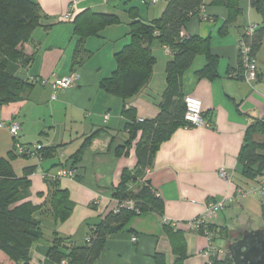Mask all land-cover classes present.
<instances>
[{
	"label": "crops",
	"instance_id": "crops-1",
	"mask_svg": "<svg viewBox=\"0 0 264 264\" xmlns=\"http://www.w3.org/2000/svg\"><path fill=\"white\" fill-rule=\"evenodd\" d=\"M35 1L40 5L44 19L34 31L32 40L22 46L25 55L33 60L18 74L24 80L36 82L24 100L0 109V122L19 127V140H9L7 154L16 141L24 145L58 147L56 156L40 162L29 177L32 184L26 200L40 205L39 194L47 192L41 169L56 172L61 167L57 165L66 162L88 136L101 130L90 141L76 166L75 179L60 182L74 204L69 218L63 222L42 218L46 242L33 246L32 263L55 264L47 258L46 244L53 240V234L70 238L77 245L84 244L91 229L116 208L117 201L112 194L123 170H133L137 164L136 141L128 155L118 156L115 152L128 140L125 130L128 120L122 115L124 100L102 90L100 83L114 72L115 54L130 41L129 25L133 16L142 22L155 20L161 16L166 2ZM213 1L205 0L200 15L193 16L183 31L186 36L210 37L211 52L217 58L219 76L213 80L196 75L206 64L204 56H198L182 75L185 96L202 101L203 115L210 127L178 128L160 145L148 168L146 180L165 202L164 218L155 212L134 217L122 232L108 238L105 249L94 264H157V259L163 260L164 264H174L179 253L174 252L164 220L176 223L182 232V243L176 239V246L187 254L184 264H206L208 239L189 223L203 216L211 202L233 199L226 205L235 203L239 198L238 190L244 189L243 184H248L238 157L248 127L255 120L264 121V82L262 76L251 83L236 76L239 73V43L249 26H258L252 18L256 10L250 0H241L242 15L228 25V32L223 35L220 29L228 20L229 12L225 6L215 5ZM160 2L164 3L162 7H159ZM131 9L134 10L130 14ZM71 10L74 11V19L85 11L111 14L120 19L119 24L106 27L99 36H91L85 41L88 53L78 66L73 65L77 41L74 20H64ZM157 43L152 46L157 59L152 79L137 95L125 100L128 107L135 108L139 119L151 120L159 114L158 104L166 89L165 66L172 53L169 47ZM71 75H75L74 85L56 94L51 84L42 82ZM106 115H109L108 119ZM3 129L9 132L7 127ZM20 158H15L13 164ZM22 159L25 164L16 170L19 175L25 167L39 163L35 157ZM222 169L227 171L228 178L220 177ZM218 219L220 215L207 222L221 225ZM133 237L137 238L136 242L132 241Z\"/></svg>",
	"mask_w": 264,
	"mask_h": 264
},
{
	"label": "trees",
	"instance_id": "trees-1",
	"mask_svg": "<svg viewBox=\"0 0 264 264\" xmlns=\"http://www.w3.org/2000/svg\"><path fill=\"white\" fill-rule=\"evenodd\" d=\"M160 1V0H159ZM251 6L261 17V24L250 34H242V39L251 48V55L258 65L259 53L264 47V0H250ZM166 6L161 16L150 22L136 20L130 23L129 43L116 53V68L110 77L101 81L100 87L108 94L124 100L122 115L127 118L125 130L128 140L125 146L116 149L118 156L128 155L135 143L137 164L133 170L124 169L117 187L113 189V198L120 203L131 201L133 207L122 206L117 211L109 212L106 217L90 231V240L77 245L70 238L53 234V240L47 242V258L55 264L66 261L67 264H94L101 256L110 236L124 230L136 216L146 212H155L164 218L165 202L145 178V171L150 168L155 153L160 145L167 141L178 128L193 127L185 121L186 105L182 75L188 71L198 56H204L205 66L196 72L199 78L213 80L217 78V58L211 52L210 37L184 35V27L193 16L200 15L205 0H165ZM241 0H214L213 4L225 6L229 18L220 29L225 35L228 25L242 15ZM134 9L129 10L131 14ZM44 15L35 0H0V109L11 103L24 100L33 83L19 76L21 68L31 64L33 58L25 55L22 46L32 40L34 31L42 24ZM74 35L77 37L73 55V65L78 66L85 60L88 51L85 41L91 36H99L109 26L119 24L120 19L111 14H98L85 11L74 19ZM158 42L167 46L172 58L166 63V89L158 104L159 114L151 120L140 121L134 107H128L125 100L137 95L152 79L157 59L152 46ZM238 77L244 80L243 60L239 53ZM258 76H261L258 74ZM205 118V116L203 115ZM206 119V118H205ZM101 130L88 136L81 147L69 159L57 166L76 167L90 141ZM257 136V137H255ZM259 137V138H258ZM14 138V137H13ZM39 154L42 159L50 160L56 156L58 147L42 145ZM32 158L17 152L16 144L7 156H0V258L8 264H33L32 248L43 243L44 232L42 218L54 222H63L69 218L74 204L69 199L66 189L59 181L48 180V199L44 205H35L26 199L30 195L31 180L38 164L25 167L19 175L14 167L15 158ZM238 162L242 175L251 182L264 178V121L255 120L248 127L244 144L240 150ZM48 169L45 171H50ZM55 173V172H54ZM244 190V189H243ZM39 196H43L40 193ZM48 205V207H47ZM45 207V210L43 209ZM261 215L264 218V204ZM164 226L172 239L174 252L179 253L174 264H184L187 254L179 251L176 239L182 243V232L170 222ZM198 233L211 235V245L219 238H228V226L205 222ZM215 232H217L216 236ZM180 237V238H179ZM211 250L206 264H232L229 254L219 257ZM157 264H164L157 259Z\"/></svg>",
	"mask_w": 264,
	"mask_h": 264
},
{
	"label": "built area",
	"instance_id": "built-area-1",
	"mask_svg": "<svg viewBox=\"0 0 264 264\" xmlns=\"http://www.w3.org/2000/svg\"><path fill=\"white\" fill-rule=\"evenodd\" d=\"M79 0H74V3H76ZM159 2V0H152V3L155 4ZM75 17L74 11H69L65 16L64 20L67 21H73ZM255 27L249 28L250 34L253 32ZM239 53L243 60V66H244V80L251 83L254 82L257 79V71H258V65L253 59L251 55V48L249 45H247L243 40L239 43ZM75 75H71L68 77L63 78H57L53 77L52 79H47L42 81L43 84H51L52 89L54 91V94H56L59 91H66L70 89L75 82ZM55 99V96H54ZM185 105H186V113H185V121L189 123L193 127H210V124L208 121L203 117V105L202 101L195 97H185ZM106 119L109 118V115H106ZM144 119H140V121H143ZM7 127L13 137L16 140L18 139V133H19V127L16 124H6L3 122H0V129H3ZM16 149L17 152H19L21 155H29L31 157H35L39 159L41 155L38 154V150L42 149V145L36 144V145H24L18 141L16 143ZM147 174H149V171L147 170ZM48 175V174H47ZM73 171L71 169L61 168L58 169L55 173H52V177L55 178H66V177H73ZM220 177L222 178H228L227 171L222 169L220 171ZM248 194L252 195H258L262 200H264V178L260 179V181L255 185L251 186L249 190H243L240 189L237 192L238 197L246 196ZM237 197V196H236ZM233 201V199H223L220 201L211 202L207 205L206 211L203 214V216L198 217L194 219L192 222H190V226L195 229H199L205 222L216 219L221 211H223L226 207L227 202ZM129 206L133 207V203L131 201L120 203L117 201V206L115 208V211H117L122 206ZM164 222L168 223V221L164 220ZM173 227L177 228L178 225L175 223H171ZM208 239L209 242V249L205 253V256L208 257L211 254V250L215 248L211 246V235L205 236ZM133 242L137 241L136 237L132 238Z\"/></svg>",
	"mask_w": 264,
	"mask_h": 264
},
{
	"label": "rangeland",
	"instance_id": "rangeland-1",
	"mask_svg": "<svg viewBox=\"0 0 264 264\" xmlns=\"http://www.w3.org/2000/svg\"><path fill=\"white\" fill-rule=\"evenodd\" d=\"M162 5H164V3L160 2L159 7H162ZM256 13L257 12H254V14H252V18L257 21V23H255V24H261V22H262L261 17L260 16L257 17ZM251 27L252 26H249V28H251ZM156 45H159V44L157 43ZM258 74L262 76V79L264 82V47L262 48V50L259 53L258 71H257L256 77H258ZM10 139H13V135L11 134L10 131L6 132L5 129L0 130V156L7 155V150H8L7 148H8V144H9ZM16 143H18V142L16 141ZM39 151L40 150H38V154H39ZM38 160H39V162L44 161L42 159V156H40ZM22 164H25V162L22 158L15 161L14 165H15L16 170H20V168H22V166H23ZM65 168L71 169L73 171V174H74L73 177L55 178V177L51 176L52 173H54L51 170L48 172V171L41 169L40 173H41L42 178H43L44 182L46 183V185H47L46 181H48V180L59 181V183H60L64 179H71V180L75 179L77 167H71L69 165V166H66ZM147 170L149 171V169H147ZM147 170L145 171V178L148 177ZM243 185L244 186H242V187L244 188V190H249V188L251 186H255L256 184L253 182L249 183V181H248V184L245 183ZM48 196H49V194H48V187H47V192L45 194L43 193L42 197L39 196L40 197L39 200L41 201L40 205L46 204V200L48 199ZM41 198H43L44 200H42ZM94 204H97V202H95ZM263 204H264V200H262L258 195L248 194L246 196L239 197L238 199L235 200V203H232L231 205L230 204L226 205L225 209L219 213L220 219H218V223L221 225L228 224L229 232L232 231L233 229H238V228L242 227L249 220L254 222L256 225H258L260 222V215H261ZM47 207H48V205H47ZM43 209L45 210V207ZM113 211H115V209ZM48 217H46V218H48ZM50 219H51V217H50ZM215 234H216V236H219V234L217 235V232H215ZM88 240H90V235H88L86 238V241H88ZM228 243H229V241L227 238L217 237V240H215V242L211 246H213L215 248V252H214L215 254H217L221 258H224L226 256V254H228V251H227ZM0 264H8V263L0 258ZM61 264H67V262L63 261Z\"/></svg>",
	"mask_w": 264,
	"mask_h": 264
},
{
	"label": "water",
	"instance_id": "water-1",
	"mask_svg": "<svg viewBox=\"0 0 264 264\" xmlns=\"http://www.w3.org/2000/svg\"><path fill=\"white\" fill-rule=\"evenodd\" d=\"M232 264H264V233L252 230L227 248Z\"/></svg>",
	"mask_w": 264,
	"mask_h": 264
},
{
	"label": "flooded vegetation",
	"instance_id": "flooded-vegetation-1",
	"mask_svg": "<svg viewBox=\"0 0 264 264\" xmlns=\"http://www.w3.org/2000/svg\"><path fill=\"white\" fill-rule=\"evenodd\" d=\"M258 229L262 230L264 233V218L262 217V215H260V222L258 225H256L254 222L249 220L242 227L230 231L227 238L229 241L228 245L238 240H241L244 237V235H246L248 232Z\"/></svg>",
	"mask_w": 264,
	"mask_h": 264
}]
</instances>
